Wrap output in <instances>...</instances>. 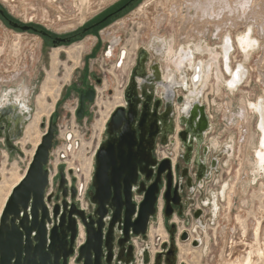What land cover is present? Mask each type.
I'll return each mask as SVG.
<instances>
[{
	"label": "rangeland",
	"instance_id": "374dc122",
	"mask_svg": "<svg viewBox=\"0 0 264 264\" xmlns=\"http://www.w3.org/2000/svg\"><path fill=\"white\" fill-rule=\"evenodd\" d=\"M17 1L18 3H14L17 4V8H13L7 1L5 2L4 0H0L7 10L18 20L28 24L35 23L42 25L45 28H48L49 31L59 35L72 32L95 18L106 8L112 6L119 7L125 2L123 0H68V8L69 10L73 11V14L64 12V14H61L60 16L57 11L53 10L51 14L52 18H44L43 9L45 8H42L38 12L37 19L32 20L37 9L41 7V3L38 5L36 1L31 0ZM166 1L168 0H142L135 4L128 12H126V14L120 16V18L114 22L122 23L120 24L117 33L105 38V41L109 42H112L114 38L121 39V43L116 47L114 55L117 56L120 49L127 48L128 51L135 52L136 48L145 47L149 52L150 61L153 63H159L162 68L166 69L168 66L166 52L169 50V48L173 49L176 54L182 48L186 50H193L196 64L199 62L209 61L210 57L207 49L211 48L215 53L217 52L216 54L219 55L218 64L220 66L222 61L221 47L223 43L221 39L217 38L218 31L215 27L213 29V26H209L206 34H203V31L200 30L191 31V25L189 24L183 25L181 27V23L177 21L170 23L167 17V11L164 12L165 16H162V19H160L159 22L150 12L144 13L141 11L147 4H158L160 6V2L163 3ZM170 3H172V0H169V4ZM256 5V18L254 17L249 20L246 27H253V36L259 42L258 48L248 61H244L241 50L235 44V49L230 55L233 67H237L240 63H244V66L248 71V74L242 82L240 89L234 93L229 92L224 87H221L220 82L217 80L214 74L209 82V85L204 89L203 95L200 98L201 103L206 105L211 122V129L207 135L206 144L211 149L210 156L218 160L219 166L214 173L213 179L207 183V186L204 189L197 191L196 194L190 196L192 204L189 205V207L184 212V217H177L175 219L177 222L176 225L179 228V233L187 230L192 236L191 241L188 243L179 242V264H221L222 259L224 258L223 255H228L227 248H225V246L227 247L228 245V237L235 235L233 230L238 226L237 216L240 215L243 216V219L246 221V226L248 227L249 232H251L255 226L256 217L261 215L259 218H262L261 220L263 223V230L261 231V236L256 243L255 249H259L261 251L263 248L261 252H264V186H262L264 185V173H262V176L259 177L257 181H254L252 174L253 167L251 165L246 167V163L249 158L252 155L254 157L256 155L255 149H253L254 144L257 143V146H260V135L257 124L258 116L253 115L254 110L249 107V103H258L261 101L264 105V59H262L264 56V30H262L264 29V0H256ZM165 6L166 5H163V7ZM48 12L51 13V10ZM185 13L186 12H184V14ZM259 15H261L262 18H260L261 16ZM260 22L263 24H260ZM246 27L239 28L238 30H227L224 33L223 38L225 39V35H231L232 39L236 41L237 36L244 32ZM256 27H258V29ZM6 39L7 35L5 31L0 28V72L5 73V79L0 80V100L6 92L12 91L14 94L16 90L22 91L24 89L22 92L23 97L27 100V104L30 107V113L25 114L26 117H29L28 122L23 124L24 131H22V137L19 138L18 141L25 138V128L35 115H40L41 119L36 131L34 132L32 139L33 141H30V143L27 142L24 147V150L27 154L24 153V150L18 144V147L24 154L20 155L18 153H13L9 163L7 164L6 170L3 169L5 166V159L0 152L1 214L5 207L4 203L6 199L8 200L9 198V190L13 180H16V178L25 174L30 161L33 159V155L31 156V151L34 148V144H36L37 141H41L44 133L47 131L50 118L52 116L59 115L58 117L60 120L58 121V117H56L55 122H59V125L67 127L66 130L68 132L71 131L70 125L72 119L70 117V109L74 107L77 95L72 94V96H69L70 89H68V84H70L74 76L77 74L76 67L80 65L83 51H85L87 47H90L92 44V41L89 40L91 38L86 37L83 41L70 45L71 47H77L79 44H83V46L85 45V49L82 50L80 54L76 55V57L72 58L67 53V50L71 48L70 46H52L51 44L44 45L40 37L38 42L34 45L19 47L14 46V48L9 47L8 44L6 45ZM163 43H168L166 45L167 47L165 46L164 54H157L156 48L159 46L163 47ZM197 46H199L202 52L196 51ZM55 55L57 57L56 63L53 62V57ZM102 55L103 51L99 53L97 58L98 61H96L97 63L102 59ZM115 57L107 60V64L114 66ZM17 59L25 61V68L21 69L18 78L12 79V71H15L16 69L12 62L13 60ZM125 66H127V64H125ZM94 70L98 75L100 74L96 65ZM109 70L112 69L109 68ZM219 70L222 72L221 69ZM114 73L117 76H114ZM186 75L188 76L186 77L187 84L189 86V83H191L189 80L192 73L188 67L186 68ZM130 78V71L128 73L127 70H125L124 74L122 70L117 71L116 69L113 70L112 76L109 74L104 76V85L99 87V89L104 88L106 90L104 93L102 92L104 100L99 99L100 106L98 107L101 112V117L93 114L91 121H89L87 125V127L91 130V132L88 134V140L86 142L87 152L85 155H87L88 159L93 156L96 148L100 144L96 134H93L92 125L94 126L95 124L96 128H101L105 119V111L115 107V104L113 103L116 91H118V93L123 91L124 94V88ZM218 84H220V90L217 87ZM187 91L188 89L183 86L176 87V94L179 96H184L182 94L187 93ZM12 97L13 96H11V98ZM246 106L249 108V117L247 118L248 138L246 139V154L243 164L245 168L248 169H245V175L243 177L247 176V180L249 179L250 181H243L238 185V188L240 187L239 191L233 196L232 203L229 204L232 188L234 187V184H236L235 181H237V171L240 168V161L238 159V140L240 138L239 130L237 126L232 125V120L234 119L236 121L237 118L235 116H237L239 113L240 108H246ZM226 109L228 112L225 116L224 113ZM43 123H45V125ZM77 123L81 125L83 122ZM64 127L63 130L65 129ZM67 131H64V133L67 134ZM103 137L105 138V134ZM231 145H234V151L229 149ZM232 153L233 157L230 158L229 155ZM56 184L52 189L54 192H57L58 190L59 184ZM49 191L50 189L48 192ZM223 192L224 194H222ZM86 196H88L87 193L83 201L80 202V206L86 211V213H90L93 210V206L87 200ZM76 202L79 203L77 200ZM214 202H216L218 205L216 215H214L212 207ZM204 203H208L207 206H204ZM201 209L204 211V217L200 221L194 220L195 213ZM160 215L162 214L159 212V217L151 222L150 230L147 234L148 238H134L136 243L141 246L142 250L147 248L152 249L153 255L155 254V250L158 249L156 244L160 243L161 240H166L168 238L167 229L172 225V221L168 222L163 220ZM225 226L226 230L223 229ZM79 227H82L84 230V243L86 240L85 227L81 224V222ZM151 229L152 236L149 237ZM239 237L240 236L237 238ZM196 240L199 242L201 241L203 245L201 244L202 246L198 247L193 246V242ZM238 244L239 243L235 244L236 249L239 248ZM78 246L79 242L77 239L76 249H78ZM137 254L138 258L136 264H143V254L140 255L138 250ZM261 256L256 257V264H264V254ZM71 262L74 264H79L77 262V255L71 257L69 264Z\"/></svg>",
	"mask_w": 264,
	"mask_h": 264
},
{
	"label": "water",
	"instance_id": "95a60500",
	"mask_svg": "<svg viewBox=\"0 0 264 264\" xmlns=\"http://www.w3.org/2000/svg\"><path fill=\"white\" fill-rule=\"evenodd\" d=\"M23 29L29 28L23 27ZM155 67L160 69L157 63ZM140 68L145 70L144 62L141 63ZM144 75L146 73L143 72L138 77ZM193 79H196V75ZM138 88L137 82L133 79L125 93L129 110L126 111L122 107L115 110L106 127L108 140L101 144L95 154V173L92 191L89 193V200L95 210L90 216L74 201L76 189L68 188L63 169L60 170L58 193L56 195L51 193L47 196L49 186L47 166L57 132V124L52 117L50 118L47 131L35 149L24 177L13 188L1 214L0 264H69V260L75 255H77L79 264H102L104 246L109 250L108 262H110V248L116 240L115 226L118 223L122 224L118 228V231L122 232V239L119 240L121 247L130 243L131 234L147 238L150 224L156 219L157 196L160 193L161 182L156 181L148 189L137 191L139 194H145L138 209L132 202V187L137 184L140 173L145 174L142 161L148 159L150 153L146 155L143 152V145L147 142V138L152 140L157 136L158 119L160 118L157 109L160 101L155 103L154 92L141 89L142 92L139 95ZM174 96L175 93L172 92L168 101L170 102V113L174 107L172 104ZM141 98H145V102L138 122V107ZM183 99L184 96H180L176 102L178 106L184 103L180 121L187 127L186 132L195 134L198 130L206 131L210 127V116L206 105L196 101L193 104L197 109L186 113ZM86 100L93 102V91L89 90L81 96L77 113L79 119L84 118ZM152 107H154L153 112ZM194 116L198 118L196 129L193 126ZM12 127L13 138H20L23 127L18 135L15 134V127L10 123L6 131L8 132V129ZM186 132L181 134L182 141H185ZM0 136H2L1 133ZM6 139L8 150L18 152L9 136ZM162 164L164 167L160 169L159 174L167 171L169 188L172 184L169 161H164ZM69 194L72 203L67 199ZM164 196L167 198L168 192ZM53 200L56 203L53 204ZM169 209L171 205L167 202L164 214L167 219L171 218ZM108 214L111 215V221L105 234ZM80 222L85 227L86 240L76 249ZM173 228L175 225H172ZM186 239L187 235L183 234L182 240ZM194 246L198 244L194 243ZM143 256V263L149 264V251L146 250Z\"/></svg>",
	"mask_w": 264,
	"mask_h": 264
},
{
	"label": "flooded vegetation",
	"instance_id": "af4514ba",
	"mask_svg": "<svg viewBox=\"0 0 264 264\" xmlns=\"http://www.w3.org/2000/svg\"><path fill=\"white\" fill-rule=\"evenodd\" d=\"M123 1L125 2L121 6L119 7L112 6V7L106 8L101 13H99L95 18L85 23L82 27L77 28L76 30L72 32H69L67 34H62V35L55 34L49 31L48 28H45L42 25L35 24V23L28 24L26 22L24 23L18 20L0 2V28L3 29L7 35L6 41L11 40L9 37L10 35L13 36L15 34L16 35L19 34V35H27V36H34V37L36 36L38 40L40 37L44 45L51 44L52 46L53 45L70 46L74 43L83 41L86 37H90L91 39L89 40L92 41V44L90 47H87L85 51H83L84 55L82 53V59L80 60V65L76 67L77 74L74 76L70 84H68L69 86L68 89H70L69 96H72V94L77 95L74 106L78 104L80 108L81 96L83 94L85 95L86 92L89 90L93 91L94 92L93 102H89L88 100H86L84 104L85 105L84 118L89 116L91 107L94 104L95 99H96L97 89L104 85V82H103L104 76H106V74H109L112 76L113 70L115 69L117 71L122 70L124 74H125V70H127L128 73L130 71L131 78L124 88V99L123 100H125V104H123V106L121 107L125 108L126 111H128L129 104L126 100L125 93L130 83L132 82L133 79H135V82H137L138 75H140L143 72L146 74L148 73V75H151V72L153 71L152 68L155 67L156 62L153 63L152 61H150L149 52L145 47H138L136 48L135 52H130L127 50V48L120 49V51L118 52L116 56L114 55V51L116 47L119 46V44L121 43V39L114 38L112 42L105 41V38H108L109 36L117 33V31H115L113 33L109 32L108 34H105L107 29H110L114 24H116L114 22L117 21L120 18V16L126 14V12H128L135 4H137L138 2L142 0H134V1L133 0H123ZM23 27H28L29 29L24 30ZM225 38H226V35H225ZM222 43L224 44V39ZM235 45H236V42H235ZM101 51H103L102 59L97 63L96 61H98L97 58ZM222 55L223 54L221 52V56ZM244 56L245 55L243 54L242 57L244 58ZM113 57H115L114 66H111L107 64L106 61L112 59ZM194 57L195 56H194L193 50L191 49L186 50L182 48L177 54L175 53L174 56L172 57V62H170V66H167L168 68L167 71H174L179 76L181 75V72H179V68H182L185 72H186L187 67L188 69L191 68L189 65V61L193 62L191 69H194L198 65H202V62H199L198 64H196ZM222 60H223V56H222ZM216 61L218 60L216 59ZM143 62L145 63V70L140 68L141 63ZM175 63H177V66H179V68L175 65ZM125 64H127V66H125ZM157 64L160 66V69L162 70V72L165 73L166 69L162 68L159 63ZM95 65L99 69V72H100L99 75L94 70ZM109 68H111L112 70H109ZM201 68H202L201 69L202 70L201 85L197 87L191 86L190 88H188L187 93L182 94L184 95V98H186V100L199 99L198 102L201 103L200 98L202 97L203 91L206 88V87L202 88L203 73H204L203 65L201 66ZM220 69L222 70V72L220 71V75H222L224 77L225 82L228 83L229 77L227 76L226 72L223 69L222 61L220 64ZM196 70L198 69L196 68ZM232 70H233V66H232ZM191 73L192 75H195L193 74L194 70H191ZM114 76H117V75L114 73ZM180 86L182 87V85ZM176 87L177 86H175L172 89V92L175 93V96H174V99H172V104L174 105L172 109L173 111L172 113H170L169 112L170 102H167L166 96L162 94V91H163L162 86L157 85V89L154 92V96H155L154 101L155 103L157 101H160V105L157 109L158 116L160 117L158 119L159 120L158 121V133L155 139L151 140L147 138V142L144 143L143 145V150H144L143 152L145 154L150 153V157L142 161V167H143V170L145 171V174L142 175L140 173L137 184L133 185L132 187V202L137 206V209H138L139 205L144 200L145 194L144 193L139 194L137 191L140 189H148L156 181L161 182L160 193L157 196L156 218L159 217V206L162 204L163 209L161 213L162 215L160 216L163 218V220H166L168 222L172 221L171 224L175 225V228L173 229H172V225L168 227L167 229L168 238L166 240H161L160 243L156 244V246H158V249L155 250L154 255L152 254L153 252L152 249L150 248L146 249L149 251V254H150L149 264H179L178 263L179 262V256H178L179 242L188 243L191 241L192 236L187 230H185L182 233H179V228L176 225L177 222L175 219L177 217L179 218L184 217V212L189 207V205L192 204L190 196L196 194L197 191L204 189L207 186V183L213 179L214 173L219 166L218 160L210 156L211 149L206 144V138L211 129V122H210V127L204 132L201 130H198L195 134L187 133L186 132L187 127L183 125L182 122L180 121V119L182 118L181 107L178 106L176 102L177 98L180 96L176 94ZM224 88L230 92V89L227 87V85H225ZM141 92H142L141 89L138 88L139 95H141ZM190 93L193 94L192 97L188 95ZM122 95H123V91H122ZM14 102L15 100L10 99V101H8L7 103L0 105V113H2L4 117H7L10 115L7 119L8 123L0 122V133L2 134V137H4L5 139L7 136H9L10 140H12L14 136L13 127L11 129H8V132L6 130H7L8 124L12 123V119L10 117L12 116L11 111L13 110L12 104ZM144 102H145V98H141V103L138 107V119H137L138 122L140 121V118L142 115ZM97 106H100L99 100L97 101ZM151 109L153 112L154 107H152ZM192 112H193V108H192ZM196 113H198V111ZM58 116L59 115L52 116L53 120L56 121V117ZM13 117L14 115L12 116V118ZM83 119H79V120H83ZM59 120L60 118L58 117V121ZM197 121H198V118H197ZM258 122H259V117H257V124ZM184 132H186L185 141H182L181 134ZM259 135L261 138L262 134L260 131H259ZM107 140H108V136L105 132V138L104 137L102 138L99 147L101 146V144H103ZM200 140H202L201 144L199 143ZM214 147H215V144H214ZM229 149H231V151H234V145H231ZM229 157L230 158L233 157V153L230 154ZM164 161H169V168L171 171L172 184L170 185L169 188H168V180H167V171L161 175L159 174L160 169L164 167V165L162 164ZM94 173H95V159H94V171L91 177L89 188L87 190L88 196H86L89 202H90L89 193L90 191H92V181H93ZM166 192H168L167 198H165L164 196ZM57 193L58 192H55L54 194L56 195ZM222 194H224V192ZM67 199L70 201V203H72L70 194L68 195ZM76 200H77V190H76V197L74 201L76 202ZM167 202H169L171 205V209H169V211L171 212L170 219H167L164 215ZM54 203L56 202L53 200V204ZM208 203H204V206H207ZM78 205L80 206L81 204L78 203ZM212 207H213L214 215H216L217 207H218L217 203L214 202ZM94 210H95V207L93 206L92 212L87 213V215L90 216L91 214H93ZM196 215L198 217H196ZM203 217H204V211L201 209L197 213H195L194 220L200 221ZM110 221H111V215L108 214L106 218V228L104 230L105 234L108 230V225ZM120 225L122 224L118 223L115 226L116 240L114 241V243L111 245V248H110V251H111L110 262H108L109 255H110L109 250L106 249L104 246L103 253H102V259H101L102 264H136L137 262V258H138L137 250L141 251V246L136 243L134 238H138V237L133 236L131 234L130 243L121 247L119 244V240L122 239V232L118 231V228L120 227ZM183 234L187 235L186 240H182ZM147 238H148V235H147ZM194 243H197L198 246L203 245L202 242L201 241L199 242L198 240L193 242V244ZM146 250H144V252ZM142 258L144 259V256H142Z\"/></svg>",
	"mask_w": 264,
	"mask_h": 264
},
{
	"label": "bare ground",
	"instance_id": "6f19581e",
	"mask_svg": "<svg viewBox=\"0 0 264 264\" xmlns=\"http://www.w3.org/2000/svg\"><path fill=\"white\" fill-rule=\"evenodd\" d=\"M4 1L5 2L7 1L13 8H17V4H14V3H18L17 0H4ZM26 1H30V0H26ZM31 1H36L38 5L41 3V5H40L41 7H39L37 9L36 14H35V16L33 15L34 17L32 18V20L37 19L38 12L42 8H45V9H43L44 10L43 11L44 12V18H52L51 14H52L53 10L57 11L58 14H60V16H61V14H64V12H66L68 14H73V11L69 10V8H68V0H31ZM23 3H25V2H23ZM160 4H161L160 6L158 4H155V5L154 4L148 5L147 4L145 7H143V9L141 11L144 13L150 12L153 16H155V18L157 19L158 22L160 21V19H162V16H165L164 12L167 11L168 12L167 17H168V20L170 23H172L173 21H177V22L181 23L180 24L181 27L183 25L189 24V25H191V28H190L191 31L200 30V31H203V34H206L209 26H213V29L215 27L218 31L217 38L221 39L222 42L224 39L223 35L227 30H238L239 28L246 27L248 25L249 20H251L252 18H254L257 15L256 14V11H257L256 10V8H257L256 7L257 6L256 0H172V3H170V4H169V0H168V1L163 2V3L160 2ZM163 5H166V6L163 7ZM23 6H25V5H23ZM35 8H36V6H35ZM21 10H23V9H21ZM49 10H51V13L48 12ZM184 12H186V13L184 14ZM25 13H26V11H25ZM259 16H261V15H259ZM260 18H262V16ZM253 20H255V19H253ZM28 21H30V20H28ZM58 21H59V19H58ZM51 23H52V21H51ZM121 23L122 22H117L110 29H107V31L105 30L106 31L105 34H108L109 32L113 33L115 31H117ZM123 23H124V21H123ZM261 23L262 22H260V24ZM256 28L258 29V27H256ZM262 30H264V29H262ZM263 33H264V31H263ZM150 36H152V35H150ZM9 37L11 40L6 41V44H8L10 47L34 45L38 42V38L36 36L34 37V36L19 35V34L16 35L15 34L13 36L10 35ZM214 37H215V35H214ZM187 38H189V37H187ZM180 39H182V38H180ZM235 42H236V46L245 55L244 61H248L250 59V57L252 56V54L256 51V49L259 46L258 40L253 36V27H248V28L246 27L244 32L240 33L237 36L236 41H234L232 39L231 35H226V38L224 39V44L222 45L221 50H222V54H223L222 55L223 56V60H222L223 69L226 72L227 76L229 77L228 83H226L224 80V77L222 75H220V70H219L220 66L218 64V61H216V59L217 60L219 59V56L216 54L217 52L215 53L211 48H208L207 51L209 53L210 59L208 62H202V65L204 68L203 69L204 73H203L202 88L207 87L209 85L210 80L212 79L213 75L215 74L217 80L221 84V87H224L225 85H227V87L230 89V92H233V93L235 90H239L240 85L242 84V82L244 81L245 77L248 74V71H247L246 67L244 66V63H240L237 67L236 66L233 67V70H232V63H231L232 60L230 58V55L234 51ZM167 44L163 43V45H164L163 47H161V46L157 47L156 46L157 47L156 48L157 54H164L165 46ZM84 49H85V45L83 46V44H79V45H77V47H71L70 49H68L67 53L72 58H74V57H76V55L80 54V52ZM158 51H159V53H158ZM196 51L197 52L201 51L199 46L196 47ZM166 53L168 56V58H167L168 66H170V62H172V57L174 56L175 51L173 49L169 48L168 52H166ZM263 57H262V59H264ZM53 62L54 63L57 62L56 55L53 57ZM12 63L15 65V68H16V69L14 68L15 71H12L13 72L12 73V79L18 78L19 73L21 72V69L25 68V61L17 59V60H13ZM192 64H193V62L189 61V65L191 68H192ZM175 65L177 66V63H175ZM202 65H198L194 69L189 68L190 70H194L193 74L196 75V79H193L194 75H191V78L189 80V82H191V83H189L190 84L189 86L187 84V77L188 76L186 75V72L182 68H179V66H177L179 68V72H181V75H179V76L174 71H167L168 68H166L165 73H163L161 69L155 67L153 69V71L151 72V75H147L148 74L147 73L144 76H139L137 79V85L140 89L147 90L149 92H155V90L157 89V85H161L162 90H163L162 94L167 97L166 100L168 102L170 94H172V89L175 86L182 85L183 87L188 89L191 86L197 87V86L201 85V81H202V79H201V73H202L201 66ZM196 68L198 70H196ZM12 70H13V68H12ZM4 74H5L4 72H0V80L5 79ZM160 80H162V83H160ZM220 84H218V86H217L219 90H220ZM23 91H24V89L22 91L16 90L14 92V94L12 93V91L6 92L3 95L2 99L0 100V105L7 103L10 99L15 100L14 104H12L13 110L11 111V115L12 116L14 115V117L13 118L10 117L12 119V123H10V124L15 127V134L16 135L19 134L21 128L23 127V124L27 122L26 119L27 118L29 119V117H26L25 114L30 113V107L27 104V100L23 97V93H22ZM188 95L190 97H192L193 94L190 93ZM11 96H13V97L11 98ZM123 99H124V94H123V98H122V92L118 93V91H116L115 97H114V103H113V104H115L114 106L125 104V100L123 101ZM198 100L199 99L186 100V98H184L183 99V101L185 102L184 111L186 113L189 111L192 112V108H193V112H194V110L196 108H195L193 103L198 101ZM183 106H184V103L180 106L181 109ZM192 106H194V107H192ZM249 107L252 110H254L253 115L257 116V114H258V117H259L258 129L262 134L261 138H260V146H257V143H255L254 147H253V149H255V152H256L255 157L252 155L246 163L247 164L246 167L249 165H251L253 167L252 174L254 177V181H257L258 178L262 176V173H264V151H263L264 150V105L260 101L258 103H249ZM227 112L228 111L226 109L225 113H224L225 116L227 115ZM36 114H38V113H36ZM0 116H1L0 122L8 123L7 119L10 115L7 117H4L3 114L0 113ZM194 117H195V123H193V126L196 129V127L198 125V121H197V117L196 116H194ZM235 117L237 118V120L235 121L233 119L232 125L237 126L238 130H239V137L240 138L238 140V144H239L238 145V159L240 161V165H239L240 168L237 171V176H236L237 181H235L236 184H234V187L232 188V191L230 194V203L229 204L232 203L233 196L236 195L237 192L239 191L240 187L238 188V185L241 184V182H243V181L247 182L249 180V179L247 180V176L243 177L245 175V172H244L245 169H248V168H245V166L243 164V160H244L245 154H246L245 153L246 142H247L246 139L248 138L247 118L249 117V108L247 106H246V108L245 107L240 108L239 113ZM40 119H41L40 115H35L33 117V119L29 122V124L25 128V133H24L25 138L23 140H19L17 142V146L19 144V146H21V148L24 150V147L27 144V142L30 143V141H33L32 139L34 136V132L36 131V128L40 122ZM44 119H46V118H44ZM13 120L15 123L13 122ZM201 142H202V140H200L199 143L201 144ZM38 143H40V142L37 141L36 144H34V148L31 151V156L34 155L33 152H35L34 149L37 148V146L39 145ZM24 153L27 154L25 152V150H24ZM23 177H24V175L16 178V180H13V183L10 187L11 191L9 190V192H10L9 196H10L13 188L15 186H17V184L22 180ZM262 186H264V185H262ZM6 201H7V199H6ZM6 201H5V203H6ZM5 203H4V205H5ZM260 210H261V208H260ZM263 214H264V212H263ZM259 216H261V215H259ZM259 216L256 217V223L252 229L253 231L251 230V232H249L248 227L246 226V221L243 219V216H241V215L237 216L238 226H237V228H235L233 230V232H235V235H231L228 237L229 242H228L227 247L225 246V248H227L228 255H223L224 258L222 259L221 264H256V260H257L256 257L257 256L259 257V256L264 254V252L263 253L261 252L263 248L261 249V251L259 249H255L256 243L260 239L261 231L263 230L262 229L263 223L261 220L262 218L261 217L259 218ZM223 229L226 230V226L223 227ZM151 233H152V229L150 231L149 237L152 236ZM84 235H85L84 230L81 227L79 238H78L79 245L83 243ZM237 235L240 237L237 238L238 237ZM236 243H239L238 244L239 248H237V249L235 247ZM263 243H264V241H263ZM259 248H260V246H259ZM143 252H144V250L141 249V251H139L140 255L143 254ZM72 262L70 264H74Z\"/></svg>",
	"mask_w": 264,
	"mask_h": 264
},
{
	"label": "built area",
	"instance_id": "2783aa9c",
	"mask_svg": "<svg viewBox=\"0 0 264 264\" xmlns=\"http://www.w3.org/2000/svg\"><path fill=\"white\" fill-rule=\"evenodd\" d=\"M105 91L106 90L104 88L97 89L96 99H95L94 104L91 107L90 114L89 116L85 117L83 120H79L77 117V112L79 108L78 104H76L73 108L70 109V117L72 119L71 125H70L71 131L68 132L66 130L67 127H64L63 125H59V122H57V132L55 135V143H54L53 149L50 152L49 163L47 166L48 174H49V186L47 188V196L51 193H55L52 189L56 183L59 184L60 170L63 169L64 174L67 179L68 187L71 188L74 186L77 190V201L80 203L85 198V195L89 188L91 177L94 171L95 154L100 145L99 144L98 147L96 148L93 156L90 159H88L87 155H85L87 152L86 142L88 140V134L89 132H91V130L87 127V125H88V122L91 121L93 114L98 117H101V112H100L99 107L97 106V101L99 99H103L104 97L103 93ZM121 106L123 105H117L115 107H112L113 109L110 108V110L105 111L106 112L104 115L105 119H104V122L102 123L101 128H96L95 124L94 126L92 125L93 134L94 135L96 134L99 142H101L106 132V127H107V124L112 114L115 112L117 108ZM94 108H95V111H94ZM77 122H83L82 124L84 125L81 124L82 125L81 126ZM63 127L65 128L64 130H63ZM64 131H67L68 135L64 133ZM18 139L19 138L17 139L13 138L12 140H10L13 143L14 147L18 149V152H10L7 148V139L0 136V152L2 153V156L5 159V166L3 167L4 170L7 169V164L9 163L11 155L13 153H18L20 155L24 154L22 150L17 146ZM49 189L50 191L48 192ZM162 209L163 207L161 204L159 206L160 213H162Z\"/></svg>",
	"mask_w": 264,
	"mask_h": 264
},
{
	"label": "crops",
	"instance_id": "0c3cea01",
	"mask_svg": "<svg viewBox=\"0 0 264 264\" xmlns=\"http://www.w3.org/2000/svg\"><path fill=\"white\" fill-rule=\"evenodd\" d=\"M10 101V100H9ZM14 104V103H13Z\"/></svg>",
	"mask_w": 264,
	"mask_h": 264
}]
</instances>
